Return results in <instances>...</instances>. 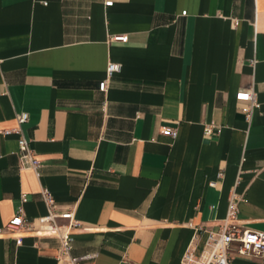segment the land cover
Instances as JSON below:
<instances>
[{"label":"crops","instance_id":"crops-1","mask_svg":"<svg viewBox=\"0 0 264 264\" xmlns=\"http://www.w3.org/2000/svg\"><path fill=\"white\" fill-rule=\"evenodd\" d=\"M108 60L120 69L102 88ZM22 110L40 164L19 167L16 134L0 133V228L18 208L46 213V187L76 205L84 264H179L233 188L241 221L264 229V0H0V128ZM58 244L0 229V264H56Z\"/></svg>","mask_w":264,"mask_h":264},{"label":"built area","instance_id":"built-area-1","mask_svg":"<svg viewBox=\"0 0 264 264\" xmlns=\"http://www.w3.org/2000/svg\"><path fill=\"white\" fill-rule=\"evenodd\" d=\"M46 2V1H45ZM113 0H103L105 5L112 4ZM186 10L183 9L182 13ZM126 33H116L109 36L110 40H127ZM255 58L250 59L254 65ZM120 69V63L108 60L105 68V77L101 80L102 88L108 84L110 76ZM236 99L242 102V110L247 121L252 118L255 108L259 106L252 86L241 87L235 94ZM28 119L27 111H18L14 115V125L0 128V133L16 134L17 164L19 167H30L38 173L40 164L36 151L30 146V139L23 133L22 122ZM219 131V126L214 122L206 123L203 128L204 135L210 136ZM160 132L172 137L177 135V128L163 125ZM222 176V172H218ZM47 211L44 214L27 218L22 216L21 209L8 218L1 226V230L14 236L17 240L22 233H31L35 236H55L58 239L57 251L54 255L56 264H84L85 255L72 253V233L76 229L84 228L81 221L76 217V205H60L54 195L46 188L40 190ZM243 198L233 188L227 200L225 216L220 220L218 228L203 226L207 231L204 245L199 253L188 246L184 251L179 264H232L234 255L243 257L261 258L264 253V229L246 226L238 217V203ZM23 199V196H21ZM191 225V222H188ZM198 226V228H203Z\"/></svg>","mask_w":264,"mask_h":264}]
</instances>
